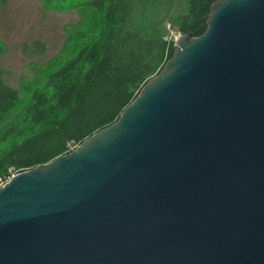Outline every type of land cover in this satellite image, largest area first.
Returning a JSON list of instances; mask_svg holds the SVG:
<instances>
[{
	"label": "water",
	"instance_id": "obj_1",
	"mask_svg": "<svg viewBox=\"0 0 264 264\" xmlns=\"http://www.w3.org/2000/svg\"><path fill=\"white\" fill-rule=\"evenodd\" d=\"M205 18L116 121L0 186V264H264V0Z\"/></svg>",
	"mask_w": 264,
	"mask_h": 264
},
{
	"label": "trees",
	"instance_id": "obj_2",
	"mask_svg": "<svg viewBox=\"0 0 264 264\" xmlns=\"http://www.w3.org/2000/svg\"><path fill=\"white\" fill-rule=\"evenodd\" d=\"M58 1L80 17L40 81L17 89L0 69V176L45 164L116 121L173 56L167 23L198 36L217 0Z\"/></svg>",
	"mask_w": 264,
	"mask_h": 264
},
{
	"label": "rangeland",
	"instance_id": "obj_3",
	"mask_svg": "<svg viewBox=\"0 0 264 264\" xmlns=\"http://www.w3.org/2000/svg\"><path fill=\"white\" fill-rule=\"evenodd\" d=\"M79 17L76 8L58 0H0V69L5 80L17 89L23 79L24 84L40 81L42 69L68 43ZM167 27L183 34L169 23Z\"/></svg>",
	"mask_w": 264,
	"mask_h": 264
},
{
	"label": "built area",
	"instance_id": "obj_4",
	"mask_svg": "<svg viewBox=\"0 0 264 264\" xmlns=\"http://www.w3.org/2000/svg\"><path fill=\"white\" fill-rule=\"evenodd\" d=\"M176 33L177 32H174L172 30L166 39L171 40L173 41V43H175L178 40V38L181 36V33H177V34ZM78 145L79 144L77 143L68 144V147H69L68 152L75 149ZM18 172L20 171H15L13 168H9L8 171L4 175L0 176V186L5 185L12 178V176H14Z\"/></svg>",
	"mask_w": 264,
	"mask_h": 264
}]
</instances>
